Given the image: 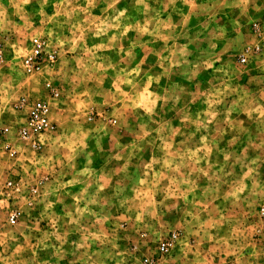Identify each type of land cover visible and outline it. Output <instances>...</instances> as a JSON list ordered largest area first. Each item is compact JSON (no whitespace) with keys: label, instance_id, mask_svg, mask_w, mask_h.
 Wrapping results in <instances>:
<instances>
[{"label":"clouds","instance_id":"clouds-1","mask_svg":"<svg viewBox=\"0 0 264 264\" xmlns=\"http://www.w3.org/2000/svg\"><path fill=\"white\" fill-rule=\"evenodd\" d=\"M0 264H264V0H0Z\"/></svg>","mask_w":264,"mask_h":264}]
</instances>
